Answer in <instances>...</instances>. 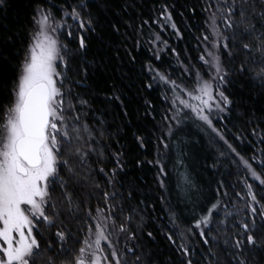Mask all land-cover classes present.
Masks as SVG:
<instances>
[{"label":"snow or ice","instance_id":"1","mask_svg":"<svg viewBox=\"0 0 264 264\" xmlns=\"http://www.w3.org/2000/svg\"><path fill=\"white\" fill-rule=\"evenodd\" d=\"M8 6L9 0H0V12ZM174 9L163 0L156 17L144 19L133 15L135 0H123L119 12L110 0H32L23 39L0 25V45H19L15 76L0 89V264H264V148L245 157L217 127L231 112L227 87L234 77L264 90V0L186 5L203 21L195 37L203 45L201 64L183 68L194 73L195 86L151 61L142 63L149 81L143 87L165 86L153 158H144L152 141L138 133L133 137L141 153L134 160L109 143L120 132L116 125L113 133L105 119L109 106L120 108L125 127L132 114L115 79L105 82L108 94L99 99L96 72L101 64L115 72L125 60L138 62L146 27L149 50L159 61L168 41L152 25L170 27L182 38ZM101 11L113 18L102 21ZM92 36L102 43L100 59L91 52ZM0 60L9 62L3 52ZM144 103L145 116L155 120V105ZM257 120L250 145H264V117ZM193 127L215 150L209 170L225 161L240 170L235 183L217 181L211 198L187 171L182 137H191ZM233 140L244 143L239 133ZM129 163L155 169L157 200L167 217L163 227L149 230L146 214L153 223L161 218L156 203L138 198L139 185L123 178ZM169 163L185 170L190 218L168 198ZM158 235L171 248L167 260L153 247Z\"/></svg>","mask_w":264,"mask_h":264},{"label":"trees","instance_id":"2","mask_svg":"<svg viewBox=\"0 0 264 264\" xmlns=\"http://www.w3.org/2000/svg\"><path fill=\"white\" fill-rule=\"evenodd\" d=\"M116 2L118 3L117 12H119V5L123 2V0H116ZM161 2H163V0H135V11L133 12V15L143 16L144 19H149L150 17L154 19L157 15L155 9L159 7ZM168 3L175 5L173 18L182 33V38H178L174 35L173 30L170 27L161 29L158 25H152V30L159 31L162 38L168 41L167 48H164L163 44L158 45L160 48H164V50L160 53L161 59L159 61L153 59L152 53L149 50L150 45L148 44V28L146 27L144 43L142 44L140 50L136 53L138 62L128 63L125 60V62L119 65L115 72H113L112 69L105 70L101 64L98 71L102 78V82L97 83L100 89L99 99H103V97L108 94L103 90L105 82L107 81L110 86L113 79L117 81L121 89L126 93L125 98L128 103L129 111L132 114L130 117L132 121L131 125L129 127L124 126L125 123H127V120L121 119V111L118 106H109L108 115L105 119L109 125H113L110 129L113 133L116 131V125H118L120 129L119 135L113 136L109 143H111L114 147H121L125 152H127L129 160H134L137 155L141 153V150L138 149L134 141L133 133H138L146 139L152 141L146 149L148 155L144 158H153L155 135L159 134L156 131L155 125L159 123V113H161L164 107H166L162 99V94L165 91V86L163 84H154V87L151 90L143 87V83H147L149 81L147 80L145 73L142 71V63H148L151 61L157 68L168 71L171 74L172 79H177V77H179L190 86L195 84L193 78L194 73H184L183 68L188 67L195 69L201 64L198 57L203 54V45L198 46V42L195 37L200 35L197 29L202 27V17L199 14L193 16L186 10V5L190 6L192 3H195V0H168ZM30 8V13H28V17L25 20L21 21L22 19L20 18L17 23L12 25L11 32L19 33L17 40L23 39L25 29L29 27L28 22L32 10V0ZM181 12H184L183 16L180 15ZM110 18L112 19L113 17L110 16ZM97 39L98 37H96L95 40H92V47L95 49L101 43L100 39ZM18 46L19 45L17 44L16 48ZM171 49H175V52L171 51ZM103 55H99L100 57H97V59L102 58ZM1 77L2 75L0 73V78ZM4 80L7 81V79ZM240 90L246 97L248 96L252 98V93L249 92L243 85L239 83L236 84L235 79L233 78V83L227 87L228 93L231 94L230 98L233 100L232 109L231 112L226 115L224 120L217 123V127L225 129L229 140L233 142L234 145L238 146V151H240L245 157H250L256 149L264 148V145H250L248 143V141L256 140V137L251 136L250 133L253 125L258 122L257 118H259V116L255 112L249 115L239 114L242 112L240 111L238 100V92H240ZM145 99L152 101L156 107V112L154 113L156 116L155 120H153L151 116H145ZM97 106L101 109L104 107V105L100 103H98ZM190 131L193 133L191 137L187 135L182 137L184 144H182L181 147L184 151L186 144L191 142H200L203 145L204 150L214 160L216 158L215 150L209 145L207 137L196 135L194 127ZM238 133L244 138V143L233 140L234 134ZM117 141H119L118 144L116 143ZM173 156L175 157V152L173 153ZM184 171V169L173 168L172 163H169L170 176L168 178V187L170 192L167 193V195L171 203L174 206H178L180 210L184 211L185 216L190 218L189 209L192 205L190 201H185L186 193L182 182V174ZM229 172H231L232 175H228ZM154 173L155 169L151 166L146 165L142 168H136L133 163H129L126 176L123 177L124 179L132 180L134 183L139 185V188L137 189L139 199H145L147 196L149 199L146 200V203H156L157 211L155 215L159 216L161 219L153 223L152 214H146L145 219L149 230H155L157 227H163L164 224H167V217L163 211L164 206L160 205L157 200V197L161 193L155 182ZM204 175L211 181L212 189L216 187V182L219 180H224L227 183H235L237 180V175L234 173L232 166L227 161L215 170H209L207 167ZM237 191H239V188H237ZM185 203L188 204L187 208L185 207ZM158 236L165 248V252L171 255V248L168 246L163 236ZM169 255L167 256L169 257ZM168 257H166V260Z\"/></svg>","mask_w":264,"mask_h":264},{"label":"rangeland","instance_id":"3","mask_svg":"<svg viewBox=\"0 0 264 264\" xmlns=\"http://www.w3.org/2000/svg\"><path fill=\"white\" fill-rule=\"evenodd\" d=\"M117 5L118 3L116 0H110V7L116 12ZM30 6L31 0H9V6L7 9H5L3 12H0V25L6 26L9 30H12V25L17 23L20 18L22 19L21 21H23L28 17V13H30L31 9ZM101 8H103V5H101ZM110 16L111 14L109 12L101 11L100 19L105 21L111 19ZM69 23L73 22L69 21ZM3 30L4 28L0 27V32ZM103 35L107 38L106 31H104ZM90 38L92 40L96 39L95 36ZM97 40H99V38ZM0 52H3V54L8 57L9 61L6 63L5 61L0 60V73L2 75L0 78V89H3L5 82L10 81L15 76L14 67L17 64V55L15 54L16 45H0ZM91 52L96 57L103 55L104 52L102 43H100L96 49L91 46ZM98 71L99 69L96 72L95 80L96 83H101L102 78ZM4 79H7V81ZM234 79L236 84L239 83L243 85L249 92L252 93L251 95H253L252 99L251 97H246L241 90L238 92L240 111H242L239 114L249 115L255 112L259 117H264V90L258 89V87L255 84L250 83L246 77H234ZM192 86L194 87L195 84ZM185 151L188 153V159L185 161L186 165H188L187 171L191 173L193 179L196 180V182L203 189L204 194L211 198L213 195L211 181L204 175V172L207 166L211 164L213 158L208 155L200 142H191L186 144ZM231 166L234 170V173L238 175L240 170L234 165ZM153 247L158 250L161 259L166 260V257H168L167 255H169V253L165 252V248L163 247L159 236H157L156 243L153 245Z\"/></svg>","mask_w":264,"mask_h":264}]
</instances>
